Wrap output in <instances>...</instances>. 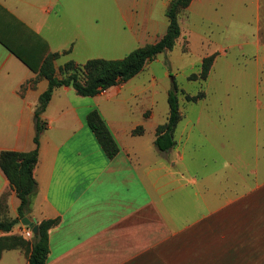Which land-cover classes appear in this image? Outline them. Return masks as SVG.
Wrapping results in <instances>:
<instances>
[{
    "label": "crops",
    "instance_id": "obj_1",
    "mask_svg": "<svg viewBox=\"0 0 264 264\" xmlns=\"http://www.w3.org/2000/svg\"><path fill=\"white\" fill-rule=\"evenodd\" d=\"M242 1L246 0H195L186 16L203 17L211 3L238 16ZM250 1L252 9L254 0ZM59 2L0 0V153L35 149V110L49 86L46 78L33 83L38 73L12 49L25 55L37 70L48 54H59L54 61L57 70L68 62L81 64L77 60L59 63L63 56L73 54L77 34L59 48H53L45 35L49 19L52 23L61 19L55 12ZM121 13L125 15L123 9ZM259 20L257 39L252 42V58L263 65L258 80L264 74V39L259 35L262 25L264 32V19ZM89 28L110 31L112 26ZM181 35L190 41L191 49L209 51L203 58L216 54L215 62L234 47L216 45L204 37L196 41L191 32ZM91 59L97 58L87 61ZM71 94H75L73 99L93 104L80 114L69 102ZM102 95L107 96L108 90L83 97L72 87L55 88L41 116L48 127L40 137L34 170L37 191L31 196L29 217L36 224L59 219L49 231L46 264H264V152L259 146L264 137L255 138L256 152L248 155L252 156L248 163L222 146L215 168L191 170L186 147L178 146L176 139L168 152L154 151L159 125L152 147L146 142L145 120L133 126L107 120ZM95 109L119 145L113 159L87 125L86 118ZM127 110L123 107V112ZM57 125L63 134L50 136ZM139 126L143 133L133 134ZM3 195L17 214L20 201L0 169V198ZM17 227L18 232L30 229L22 223ZM0 264L29 261L24 250L14 249L2 253Z\"/></svg>",
    "mask_w": 264,
    "mask_h": 264
},
{
    "label": "rangeland",
    "instance_id": "obj_2",
    "mask_svg": "<svg viewBox=\"0 0 264 264\" xmlns=\"http://www.w3.org/2000/svg\"><path fill=\"white\" fill-rule=\"evenodd\" d=\"M171 1L60 0L55 12L61 19L54 23L49 19L44 32L53 48L65 45L77 34L73 54L63 56L59 60L61 65L77 60L81 64L76 65L81 66L88 58L123 59L135 49L157 42L166 33L169 24L166 11ZM242 2L238 16L228 15L224 8L217 9L218 5L211 3L207 4V13L203 17L199 14L186 16L191 4L178 17L181 34L182 31L191 32L196 41L204 37L212 39L216 45L234 46L227 49L225 56L214 60L206 81L199 77L203 60L209 57L202 56L209 51L200 47L191 49L190 41L181 35L173 50L159 54L138 75L108 89L107 96H100L105 118L123 122L126 126L145 120L146 142H151L154 147L155 128L168 119V93L177 88L182 119L175 139L178 146L186 147L191 170L207 172L215 168L216 154L222 146L225 151L240 154L245 163L250 162L252 156L248 155L256 152L255 138L264 137V74L257 79L263 65L252 58L255 52L252 42L257 39L259 19H264V0H254L252 9L250 0ZM108 25L112 26L110 31L102 28L90 31L89 28ZM262 26L261 40L264 39ZM240 44L245 45L235 46ZM64 68L57 70L59 78L72 73ZM200 92H205L206 96L195 102L187 100V95L196 96ZM74 95H69L68 99L80 114L84 112L82 109L93 104L91 100L73 99ZM117 106H120L119 111H116ZM123 107L129 110L123 112ZM63 130L57 125L50 136L63 134ZM259 146L264 152V144ZM153 149L158 153L157 148ZM5 199L7 218H16L7 195ZM17 228L10 234L18 235Z\"/></svg>",
    "mask_w": 264,
    "mask_h": 264
},
{
    "label": "trees",
    "instance_id": "obj_3",
    "mask_svg": "<svg viewBox=\"0 0 264 264\" xmlns=\"http://www.w3.org/2000/svg\"><path fill=\"white\" fill-rule=\"evenodd\" d=\"M193 0H172L167 11L168 27L166 33L160 40L153 44H146L128 54L123 59L106 60L91 59L85 64L76 65L68 62L64 66L67 72L72 73L63 78L57 75L54 61L59 54H48L40 69L29 62L20 51L12 49L31 70L38 73L33 81L36 83L41 78L49 82L48 89L39 97L38 106L35 110L36 134L34 150L29 152L2 151L0 153V169L8 179L10 186L15 191L20 204L17 208V217L8 219L6 216L8 204L5 195L0 198V232L10 234L14 228L21 224L22 219L29 217L31 196L37 191V181L34 177V170L39 159V145L42 133L47 129L48 122L42 120L54 92L58 87H72L76 93L83 97H95L108 89L127 82L138 75L146 65L154 60L159 54L173 50L177 40L181 36V25L178 17L186 10ZM35 37V33L31 32ZM216 55H211L203 60L200 79L206 81L212 68ZM206 96L200 92L196 96L187 95L188 101H198ZM169 115L165 124L159 125L156 129L155 146L161 152H168L175 145V132L182 119L179 106L178 89L168 93ZM87 125L95 135L99 145L109 159L115 158L120 149L113 137L105 120L98 110H92L87 118ZM143 127L139 126L133 134H142ZM59 223V219L43 220L39 225V233L34 235L33 240L27 239L24 235H3L0 237V258L6 250L21 249L28 256L29 264H46L49 254V231Z\"/></svg>",
    "mask_w": 264,
    "mask_h": 264
},
{
    "label": "water",
    "instance_id": "obj_4",
    "mask_svg": "<svg viewBox=\"0 0 264 264\" xmlns=\"http://www.w3.org/2000/svg\"><path fill=\"white\" fill-rule=\"evenodd\" d=\"M21 223L29 227L34 235H37L39 233V225L36 224V221L33 220L31 217H25L24 219H22Z\"/></svg>",
    "mask_w": 264,
    "mask_h": 264
},
{
    "label": "built area",
    "instance_id": "obj_5",
    "mask_svg": "<svg viewBox=\"0 0 264 264\" xmlns=\"http://www.w3.org/2000/svg\"><path fill=\"white\" fill-rule=\"evenodd\" d=\"M19 234L24 235L27 239H32L34 237V234L31 229L28 230H19Z\"/></svg>",
    "mask_w": 264,
    "mask_h": 264
}]
</instances>
